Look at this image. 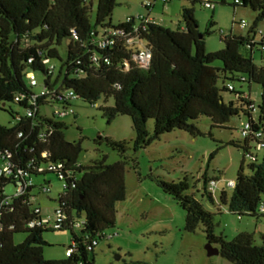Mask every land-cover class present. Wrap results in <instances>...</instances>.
Here are the masks:
<instances>
[{"label":"trees","instance_id":"obj_1","mask_svg":"<svg viewBox=\"0 0 264 264\" xmlns=\"http://www.w3.org/2000/svg\"><path fill=\"white\" fill-rule=\"evenodd\" d=\"M190 1L192 6L181 10V25L177 28L151 22L146 30L139 28L134 32L137 25L134 17L112 23L116 0H98L94 25L90 21L91 0H0V106L5 110L7 104L13 103L21 110H11V126L0 124V165L3 155L10 152L13 173L26 170L25 179L32 182L25 193L15 196V192L8 194L6 187L13 184L16 191L17 179L13 174L0 175V201L9 199V204L0 208V264H95L94 241L104 238L105 230L116 224V204L126 197L128 142L99 137L97 143L105 141L122 159L108 163L107 155L101 153L89 165L80 164L82 139L68 141L66 126L61 121L75 117L77 100L97 106L102 97L105 101L113 97L112 106L100 107L102 115L108 123L119 115L131 118L134 152L174 130L193 136L202 134L194 123L200 116L209 117L213 127H223L230 117L244 115L252 122L253 132H264V58L259 66L253 58L255 50L264 51V41L255 39L257 23L264 20V0H220L221 4L234 8H250L256 12V18L247 35L222 36L224 47L215 52L206 50V36L212 32L215 22L211 18L205 31H201L194 9V4L201 1ZM212 3L214 10L215 3ZM110 29H122L124 34L114 36L113 45L100 47L99 41ZM131 36L136 43L126 42ZM139 43L152 51L145 71L132 58ZM45 59L56 66L51 76ZM125 61L129 68L124 65ZM215 61H220L222 66H214ZM29 72L37 76L46 91L35 104L31 100L38 90L29 86ZM234 82L259 84L258 105L250 92L241 86L237 88ZM70 91L75 93V99L67 97ZM224 91L232 93L234 98L226 102ZM18 96H23V100H16ZM28 108L34 110L33 116L25 114ZM57 108H71L74 112L57 117L54 114ZM150 119L154 122L152 132L148 128ZM251 141L246 138L243 144L231 143L242 147L247 155ZM261 157V160L250 159V174L245 173L241 164L230 194L225 188L221 190L220 203L240 218L264 216L261 208L264 205V151ZM59 163L65 186L57 201L66 220L60 228L31 226L32 221L40 218L30 200L35 187L33 176L55 174L59 177L58 169L52 167ZM202 180L203 195L214 203L209 183L218 179L208 177L205 171ZM157 182L185 211L187 231L195 232L203 226L207 244L217 246L219 254L233 264H264V237L257 243L253 234L240 232L233 240H227L215 233L214 214L188 193L190 185L186 178ZM44 186L49 187L50 181H45L40 188ZM218 206L221 212V205ZM77 217L84 221L79 232L74 226L80 221ZM65 229L71 230L72 242L68 246L73 249L71 254L45 259L43 247L47 242L43 232ZM19 232H25L26 237L16 243L14 235Z\"/></svg>","mask_w":264,"mask_h":264},{"label":"rangeland","instance_id":"obj_2","mask_svg":"<svg viewBox=\"0 0 264 264\" xmlns=\"http://www.w3.org/2000/svg\"><path fill=\"white\" fill-rule=\"evenodd\" d=\"M145 1L116 0L111 15L112 23L116 24L130 17L150 15L143 5ZM211 1L215 3L214 10L203 7L199 2L194 4L195 17L201 31H205L211 18L215 22L212 32L206 36L207 52L222 49L224 44L221 37L224 35H247L256 18V12L250 8L241 6L234 8L221 4L220 0ZM97 3L98 0H91L92 25L96 21ZM191 6L190 0H170L167 3L157 0L150 17L175 29L181 25L182 8ZM242 19L247 22L246 27L239 24ZM256 31V41H264V20L257 23ZM62 51H65L64 47ZM242 51L247 54L244 48ZM262 57L264 58V51L255 50L254 63L261 65ZM213 65L221 67L222 63L215 61ZM139 69L145 71L142 66ZM234 85L250 92L251 99L258 105L261 99L259 84L234 82ZM222 95L226 102L234 98V95L227 91L222 92ZM96 103L97 106H93L79 99L74 106L75 117L61 119L66 126L65 137L68 141L82 139L83 150L79 162L84 166L97 159L101 153L107 155L108 163L122 159L119 152L105 141L97 143L99 137L128 142L125 153L126 197L116 204L115 226L105 230L106 237L99 239L94 248L95 264H233L221 254L208 255L203 226L200 225L195 232L185 229V211L172 196L161 189L158 179L177 182L186 178L190 185L188 193L192 194L204 209L214 214L216 234L233 240L240 232H248L253 234L257 243H260L264 237V216L245 215L240 218L237 214L230 213L227 206L220 203L221 190L225 188L229 194L231 193L232 189L227 188L226 184L229 180H236L241 164L246 174L251 173L250 158L242 147L231 143L244 142L241 135V123L246 118L244 115L230 117L223 127H213L209 117L200 116L194 123L202 134L193 136L183 130H174L164 133L149 146L134 152L132 141L135 132L131 118L119 115L108 123L100 107L112 106L113 97L106 101L102 97ZM11 110L21 111L19 106L13 103L7 104L5 110L0 106V124L12 125ZM153 125L154 122L150 119L148 121L150 132L153 131ZM250 143L253 146V143ZM258 153L261 160L262 152ZM205 171L208 177L218 179L214 203L203 195L202 175ZM45 181H50L49 193L41 191L40 186L44 185ZM33 183L35 187L31 190L30 200L40 209L42 219L44 221L50 219L53 225L55 210L58 207L57 200L63 193L64 183L55 174L35 175ZM6 192L13 194L14 185L9 184ZM77 219L81 220V217ZM75 231L79 232V228ZM25 237V232L16 233L14 241L20 243ZM43 238L47 242L43 247V255L47 260L64 257L66 249L72 242L70 229L47 230L43 232Z\"/></svg>","mask_w":264,"mask_h":264},{"label":"built area","instance_id":"obj_3","mask_svg":"<svg viewBox=\"0 0 264 264\" xmlns=\"http://www.w3.org/2000/svg\"><path fill=\"white\" fill-rule=\"evenodd\" d=\"M162 1L167 3L170 0H162ZM200 1L202 3L203 7H206V8H213L214 7V4L212 3L211 0H200ZM153 3L154 2L152 0H146L143 3V5L147 9H150L153 6ZM135 19H136L137 25L134 26V29H133L134 32H137L139 30V28L146 30L148 23L159 22L157 19L150 17V15H147V16L141 15V16L136 17ZM126 20L130 21L131 17L126 19ZM239 24L242 27L247 26V22L244 19H242ZM120 34H124V31L122 29H110V30H108L107 34L104 35L102 40L99 41V46L100 47H106V46L113 45L115 43L114 36H117ZM126 42L128 44H133V43H136L137 40L135 39V37L131 36V37L127 38ZM139 45H143V47H139ZM137 46H138V49L135 51V53L133 54V57H132L133 61L135 62V64L137 65L138 68L140 66H142L146 69L149 66L150 61L152 59V51L142 43L137 44ZM29 61H31V59ZM104 61L109 63L108 58H105ZM44 62L48 64V70H47L48 75H50V76L53 75L55 70H56L55 64L50 62L49 59H45ZM124 65L126 66V68H129V63L127 61L124 62ZM27 80H28L29 86L35 87L38 90L32 96V100H31V102L35 104L39 98H42L46 94V91L44 88H42L37 76L33 72H29L27 74ZM231 88H232V86H231ZM67 97L70 99H75L76 95L73 91H70V92H68ZM23 98H24L23 96H18V97H16V100H23ZM253 110L255 111L256 108L254 107ZM73 112L74 111L71 108H66V109L57 108L54 110V114L57 117H66V116L73 114ZM25 114L27 116H33L34 110L31 108H28L26 110ZM20 119H21V116L18 115L17 120H20ZM241 135L244 139L251 138V140H252L251 142L253 143V146L250 143V150L247 153V156L251 160H255L256 158L259 157L258 152L264 151V132H263V130H258V131L253 132L252 131V122L248 119H245L241 123ZM52 167L54 169H58L59 178L62 179L64 177V173L61 171L62 164L59 163L56 166H52ZM12 168H13V163L11 161V153L10 152L5 153L3 155L2 164L0 165V175H3V174H6V175L13 174L14 175V177L17 179L16 191L14 194H15V196H19V195L25 193V191L30 186H32V182L28 178L25 179V177L27 175L26 170H18V171L13 173ZM216 185H217V181H215V180H211L209 183V190L213 194L215 193ZM64 186H65V184H64ZM234 186H235V181H233V180H229L226 184L227 188H233ZM41 191L49 193L50 187L44 186L41 189ZM8 204H9V199L5 198V199L0 201V208L4 205H8ZM261 208L264 211V205H262ZM37 212L40 213V218L38 220L32 221L31 226L42 225V226L50 227V228H60L64 224V221L66 220V215L64 214V212L62 211V209L60 207H57V209L55 210V218H54L53 225L51 224L50 219H46L45 221L42 219L41 211L38 207H37ZM83 222H84L83 220L77 221L74 224V226L76 228H79V227H81ZM105 237H106V234H105L104 238ZM97 243H98V241H94L95 246ZM72 250H73L72 248H67L65 251V255L69 256L71 254Z\"/></svg>","mask_w":264,"mask_h":264},{"label":"water","instance_id":"obj_4","mask_svg":"<svg viewBox=\"0 0 264 264\" xmlns=\"http://www.w3.org/2000/svg\"><path fill=\"white\" fill-rule=\"evenodd\" d=\"M206 250L208 255H214V254H219V249L212 246L211 244H206Z\"/></svg>","mask_w":264,"mask_h":264},{"label":"crops","instance_id":"obj_5","mask_svg":"<svg viewBox=\"0 0 264 264\" xmlns=\"http://www.w3.org/2000/svg\"><path fill=\"white\" fill-rule=\"evenodd\" d=\"M154 3H153V6L150 8V9H147L148 11H149V14L151 15L152 13H150L151 12V10L153 9V8H155L156 7V1L157 0H152Z\"/></svg>","mask_w":264,"mask_h":264}]
</instances>
